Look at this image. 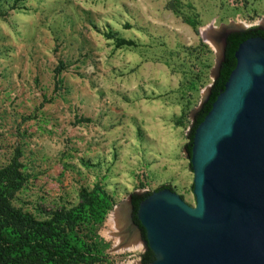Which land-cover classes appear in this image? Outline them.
Listing matches in <instances>:
<instances>
[{"label": "rangeland", "instance_id": "rangeland-1", "mask_svg": "<svg viewBox=\"0 0 264 264\" xmlns=\"http://www.w3.org/2000/svg\"><path fill=\"white\" fill-rule=\"evenodd\" d=\"M229 25L264 28V0H0V170L17 162L23 181L11 204L47 220L102 188L113 208L83 231L95 264H140L142 241L119 243L111 217L164 185L195 205L190 114L213 84L208 40Z\"/></svg>", "mask_w": 264, "mask_h": 264}, {"label": "water", "instance_id": "water-1", "mask_svg": "<svg viewBox=\"0 0 264 264\" xmlns=\"http://www.w3.org/2000/svg\"><path fill=\"white\" fill-rule=\"evenodd\" d=\"M242 31L220 26L213 37V82L227 37ZM235 58L224 91L194 133L190 157L184 148L195 205L170 189L151 192L137 211L144 241L131 196L120 204L124 241L141 240L154 253L152 264H264V38L242 42ZM211 87L191 112L192 123Z\"/></svg>", "mask_w": 264, "mask_h": 264}, {"label": "trees", "instance_id": "trees-1", "mask_svg": "<svg viewBox=\"0 0 264 264\" xmlns=\"http://www.w3.org/2000/svg\"><path fill=\"white\" fill-rule=\"evenodd\" d=\"M254 37L264 38V29L253 27L246 31L231 33L227 37L224 60L219 75L212 84L209 99L194 116L188 136L189 142L185 146L189 157L196 129L224 91L236 67L235 52L242 42ZM117 45L121 47L129 43L118 40ZM22 182L17 162L0 170V264H95L98 262L101 252L92 239L86 240L83 231L89 226L94 230L112 210L113 201L107 192L99 187L92 191L82 189L80 202L76 207L63 208L47 220H38L11 204V199ZM163 189L174 191L170 185H164L157 191ZM152 193L131 195L134 208L133 220L141 229L144 241H146V233L137 219V211L140 203ZM154 260V253L147 246L141 255L140 264H152Z\"/></svg>", "mask_w": 264, "mask_h": 264}, {"label": "bare ground", "instance_id": "bare-ground-1", "mask_svg": "<svg viewBox=\"0 0 264 264\" xmlns=\"http://www.w3.org/2000/svg\"><path fill=\"white\" fill-rule=\"evenodd\" d=\"M208 42L212 44V38L211 37H210V41L208 40ZM111 225H112L113 229L116 231L115 232V236L118 235V234L121 235L119 237V239H118L119 240L118 242L119 243H121L122 241L124 242V239H123V236H122L123 226L121 225V212H120V208L116 209V212L111 217ZM110 235H112V234H110ZM138 243H139V239L132 240V241L128 242V244H126V248H130V249H133L134 250L136 248V246H137Z\"/></svg>", "mask_w": 264, "mask_h": 264}]
</instances>
